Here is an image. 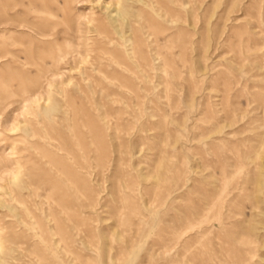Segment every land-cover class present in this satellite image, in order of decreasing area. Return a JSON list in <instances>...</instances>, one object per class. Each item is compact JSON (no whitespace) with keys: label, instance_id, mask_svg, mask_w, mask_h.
Returning <instances> with one entry per match:
<instances>
[{"label":"rangeland","instance_id":"374dc122","mask_svg":"<svg viewBox=\"0 0 264 264\" xmlns=\"http://www.w3.org/2000/svg\"><path fill=\"white\" fill-rule=\"evenodd\" d=\"M0 264H264V0H0Z\"/></svg>","mask_w":264,"mask_h":264}]
</instances>
